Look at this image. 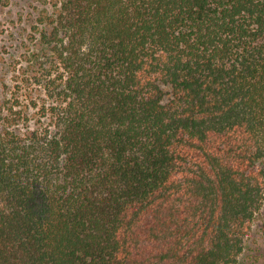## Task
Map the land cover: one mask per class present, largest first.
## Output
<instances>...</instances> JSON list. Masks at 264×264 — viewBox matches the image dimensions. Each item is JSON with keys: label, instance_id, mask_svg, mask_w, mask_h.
Returning a JSON list of instances; mask_svg holds the SVG:
<instances>
[{"label": "trees", "instance_id": "1", "mask_svg": "<svg viewBox=\"0 0 264 264\" xmlns=\"http://www.w3.org/2000/svg\"><path fill=\"white\" fill-rule=\"evenodd\" d=\"M33 27L45 97L0 90V264L236 263L264 205V0H54Z\"/></svg>", "mask_w": 264, "mask_h": 264}, {"label": "rangeland", "instance_id": "2", "mask_svg": "<svg viewBox=\"0 0 264 264\" xmlns=\"http://www.w3.org/2000/svg\"><path fill=\"white\" fill-rule=\"evenodd\" d=\"M53 8L54 0H4L3 3L0 19L1 94L15 100L17 107L30 101L29 110L32 114L38 107L34 105L29 91L35 94L38 100L40 96L46 95L39 94L43 89L41 84L32 79L29 73H24L32 59L28 53L31 54L30 52L36 50L39 40V33L33 29V22L39 18L42 11ZM42 58L46 60L45 57ZM28 77L33 80L30 87ZM37 88L40 90H36ZM234 264H264V205L256 216L243 253Z\"/></svg>", "mask_w": 264, "mask_h": 264}]
</instances>
